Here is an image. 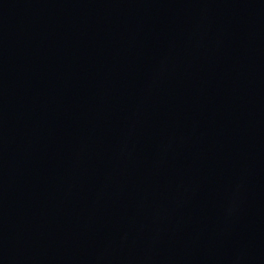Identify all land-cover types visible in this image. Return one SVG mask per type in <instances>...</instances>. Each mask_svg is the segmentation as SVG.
<instances>
[{"label":"water","instance_id":"obj_1","mask_svg":"<svg viewBox=\"0 0 264 264\" xmlns=\"http://www.w3.org/2000/svg\"><path fill=\"white\" fill-rule=\"evenodd\" d=\"M0 264H264V0H0Z\"/></svg>","mask_w":264,"mask_h":264},{"label":"bare ground","instance_id":"obj_2","mask_svg":"<svg viewBox=\"0 0 264 264\" xmlns=\"http://www.w3.org/2000/svg\"><path fill=\"white\" fill-rule=\"evenodd\" d=\"M223 218L227 221V223H232L229 219H226V218H228L227 216H226V214L224 215L223 214ZM164 247H160V249H163Z\"/></svg>","mask_w":264,"mask_h":264}]
</instances>
